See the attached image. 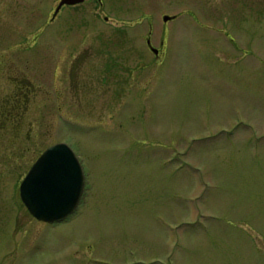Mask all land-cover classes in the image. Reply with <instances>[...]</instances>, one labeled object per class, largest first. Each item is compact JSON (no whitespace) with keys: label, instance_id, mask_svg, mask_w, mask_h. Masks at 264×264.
<instances>
[{"label":"rangeland","instance_id":"374dc122","mask_svg":"<svg viewBox=\"0 0 264 264\" xmlns=\"http://www.w3.org/2000/svg\"><path fill=\"white\" fill-rule=\"evenodd\" d=\"M93 1L49 26L57 0H0V44L22 54H0V264H264V0H102L99 21ZM72 15L105 31L94 61L120 59L128 79L104 112L54 107L57 64L69 94ZM149 32L166 41L160 59ZM7 63L41 86L42 108L7 106ZM59 143L81 160L86 196L47 224L19 190Z\"/></svg>","mask_w":264,"mask_h":264},{"label":"flooded vegetation","instance_id":"af4514ba","mask_svg":"<svg viewBox=\"0 0 264 264\" xmlns=\"http://www.w3.org/2000/svg\"><path fill=\"white\" fill-rule=\"evenodd\" d=\"M61 2L62 0H57V3L54 6V13L48 23L49 26L55 25L56 21L59 20V16L62 15L65 9L72 12H78L79 10L77 8L82 5H86L88 2H90V0H85V2L81 5L64 6L61 9L58 16L54 19V14ZM93 3L95 4V9L91 10V12H93V17L96 18L98 21L102 20V16L104 15L103 12H101L100 10V6L103 5L102 0H94ZM8 9L12 10L11 6H8ZM103 21L109 23V19L106 16L103 18ZM69 22L72 25L70 26L71 28V30L69 31L70 36H68L70 40L68 41L67 49L74 50L73 51L74 55H72V58L69 61L68 70H67V80H68L67 83H68L69 94L65 96L63 94L64 91L61 92L59 89V82L57 80L59 65L57 64L55 69L56 77L53 82L55 88L54 90H52L54 97V107L57 109V112L62 111L65 98H67L69 99L68 100V102L70 103L69 107L71 108H77L83 111L93 110L96 112H104L109 104V102H107L106 92L113 91V97L115 98H118L122 94L123 82H124L123 80H128V79L121 78L118 75L120 72H123L124 68L121 64V61H119L120 59L111 60V58H109L106 63L104 62L101 63L100 60L94 61L96 55H102L100 52L105 53L103 49L105 48L104 39L106 38V35L104 30H99L101 27L98 24L91 26L78 25L76 24L78 20L75 19L73 15L69 19ZM58 28L59 27L53 29L52 32L55 31L54 34H56ZM89 28L90 30L87 31V29ZM91 30H93V32L95 33L94 39L92 40H90L92 38L90 34ZM116 34L119 38H124V41H126V43L129 45H134L138 41L137 40L138 32H132V33L125 32L123 34L121 31H119L116 32ZM152 39H153V32H149L146 38L147 46L150 48V50L151 47H153V49L156 52H153L152 50L151 52L156 56V58L160 59L162 58L163 55L162 48L165 46L166 41L165 39L162 38L160 43V49H156L153 45ZM2 48H4V50L6 51V54H3L4 50L2 51L1 50ZM20 49H21L20 45L17 47L16 45L12 46L8 43L0 44V54L4 55L2 56L3 58L22 59V54ZM90 57L93 58L92 61ZM11 64L14 65L15 63H11ZM7 65L8 66L6 67V69L9 71L8 72L9 74L6 75H8L9 81L11 80L13 81V83H11L12 85L10 84V88H12V92H14L15 90V93L13 94L14 99H12L11 101L9 100L7 106H10L11 109L20 112L22 114H24L25 111H27V109L32 107L33 105L35 108L36 107L42 108V105L37 106L36 104L37 99L34 100L33 102L30 101L31 97L34 96L38 98L40 96V94L42 93L41 86L39 85V87H37L36 85H33L32 83L33 79L31 78L32 76L31 77L28 76L30 75L28 71L22 70L20 72L14 73L13 72L14 66L12 67L8 63ZM125 71H127V74L131 76V80H132L133 72L131 71V69L125 68ZM114 88H115V92H114ZM41 155L39 156V158L41 157ZM86 188H87V179H86L85 192L81 204L84 202L86 196Z\"/></svg>","mask_w":264,"mask_h":264},{"label":"water","instance_id":"95a60500","mask_svg":"<svg viewBox=\"0 0 264 264\" xmlns=\"http://www.w3.org/2000/svg\"><path fill=\"white\" fill-rule=\"evenodd\" d=\"M85 0H62L54 14L64 6L81 5ZM174 18L165 16L164 23ZM153 52H156L151 47ZM86 187L80 159L64 143L49 147L33 165L20 186V198L37 221L56 224L71 217L79 208Z\"/></svg>","mask_w":264,"mask_h":264}]
</instances>
